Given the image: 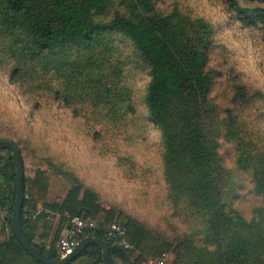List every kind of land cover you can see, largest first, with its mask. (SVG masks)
<instances>
[{"label": "trees", "instance_id": "trees-1", "mask_svg": "<svg viewBox=\"0 0 264 264\" xmlns=\"http://www.w3.org/2000/svg\"><path fill=\"white\" fill-rule=\"evenodd\" d=\"M211 1L219 2L235 23L264 45V6ZM245 1L264 4V0ZM211 38L212 27L205 19L176 4L169 7L165 0H0V71L21 104L31 109L47 105L67 109L85 123L86 135L95 141L104 136L105 154H113L115 164L136 177L137 170L148 171H141L131 155L123 156L111 143L116 138L138 140L136 130L131 131L138 122L135 81L144 73L148 77L141 99L144 118L159 132L154 147H160L172 210L200 223L202 248H215L208 264H264V144L260 133L249 126L246 113L257 106L256 111H261L257 119L264 118V94L237 83L230 72L235 90L231 106L221 108L214 101L211 92L219 73L207 66ZM0 141L13 143L21 155L18 143ZM224 143L232 147L235 167L248 176L259 201L250 219L234 207L238 184L231 186L223 164ZM48 184L43 170H36L30 180L24 177L21 224L27 241L43 257L57 261V244L68 217L88 216L109 226L114 213L104 211L95 195L80 185L71 186L60 202L47 204ZM15 194L11 153L0 150V208L10 202L13 211ZM46 210L59 215L49 248L45 245L51 233L49 221L40 237L42 244L34 241L35 228L48 217ZM33 212L40 216L23 219ZM10 222L11 218L10 233L0 242V264H41L18 243ZM124 228L129 250L101 230L80 239L105 241L114 264H143L176 248L173 241L135 221H125ZM194 241L192 236L187 249ZM80 258H86L87 264H103L95 245L67 264Z\"/></svg>", "mask_w": 264, "mask_h": 264}, {"label": "rangeland", "instance_id": "rangeland-1", "mask_svg": "<svg viewBox=\"0 0 264 264\" xmlns=\"http://www.w3.org/2000/svg\"><path fill=\"white\" fill-rule=\"evenodd\" d=\"M236 1L241 7L264 6L245 0ZM165 2L169 7L176 4L186 13L203 18L211 25L213 48L207 66L219 73L211 96L221 108L231 106L235 92L231 87L230 72L237 76V83L248 90L264 94V45L254 33L235 23L219 2ZM137 77L135 104L138 122L131 131L136 130L138 140L131 142L116 138L111 148L119 149L123 156L131 155L142 167L141 171L147 170L148 173L141 174L137 170V176L132 177L127 174L128 168L118 167L113 154H105V137L95 141L86 135L85 123L67 109L57 105L31 109V106L21 104L3 71H0V139L18 143L27 180L33 178L36 170L44 171L49 182L51 201L60 202L71 186L80 185L95 195L97 204L104 211L114 213L113 221L124 224L132 220L173 241L176 248L162 258L167 264H208L215 248L208 245L202 248L200 223L176 215L168 200L162 176L160 147H154L159 132L146 122L141 103L148 77L144 73ZM256 107L246 112L247 122L260 133V140L264 144V118L257 119L256 115L261 111H256ZM220 153L224 166L230 172L231 186L236 188L238 184V199L234 201V207L246 219H250L252 209L259 201L252 191L248 176L243 171H237L234 152L229 144L224 143ZM11 213L10 202L0 208V242L10 233L8 221ZM185 236H188L189 241L194 237L192 248L187 249L188 240H182ZM136 256L137 253L133 258ZM147 260L143 264H148ZM87 263V259H81L75 264Z\"/></svg>", "mask_w": 264, "mask_h": 264}, {"label": "water", "instance_id": "water-1", "mask_svg": "<svg viewBox=\"0 0 264 264\" xmlns=\"http://www.w3.org/2000/svg\"><path fill=\"white\" fill-rule=\"evenodd\" d=\"M0 150H8L11 153L15 167L16 194L10 225L12 233L21 247L38 263L67 264L78 257L88 246L95 245L100 249L103 264H114L110 257L107 243L95 237H85L80 239L73 253L65 258L51 261L43 257L41 253L27 241L22 232L21 212L24 202V174L20 152L15 145L9 141H0Z\"/></svg>", "mask_w": 264, "mask_h": 264}, {"label": "built area", "instance_id": "built-area-1", "mask_svg": "<svg viewBox=\"0 0 264 264\" xmlns=\"http://www.w3.org/2000/svg\"><path fill=\"white\" fill-rule=\"evenodd\" d=\"M40 216V212L26 213L24 220H35ZM101 230L106 233L107 238L114 239L115 244L123 250L131 249L130 244L125 240L124 224L120 221H113L109 226H105L101 219H93L88 216L75 215L68 218L67 233L59 240L57 250L60 258L71 255L77 246L80 237L88 232ZM148 264H167L164 259H148Z\"/></svg>", "mask_w": 264, "mask_h": 264}, {"label": "crops", "instance_id": "crops-1", "mask_svg": "<svg viewBox=\"0 0 264 264\" xmlns=\"http://www.w3.org/2000/svg\"><path fill=\"white\" fill-rule=\"evenodd\" d=\"M46 203L47 204H52L53 203V201H51V198H50L49 189H48L47 195H46ZM45 212L47 213L48 217L45 220H41L38 223L37 227L35 228V230H34V241L36 243L42 244V240H41L40 237H41V235L43 233L45 222L49 221L50 224H51V227H50L51 233H50L48 241H46V243H45L46 248H49L51 239L53 237V234H54V232H55V230L57 228L58 222H59V215L56 214V213H53L51 211H48V210H46ZM66 233H67V227L65 228V230L61 234V238L65 237ZM81 259H86V258H80L79 260H81ZM79 260H76L73 264L77 263Z\"/></svg>", "mask_w": 264, "mask_h": 264}]
</instances>
